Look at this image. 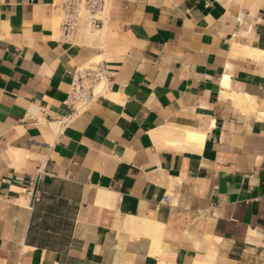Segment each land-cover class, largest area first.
<instances>
[{
	"label": "crops",
	"instance_id": "obj_1",
	"mask_svg": "<svg viewBox=\"0 0 264 264\" xmlns=\"http://www.w3.org/2000/svg\"><path fill=\"white\" fill-rule=\"evenodd\" d=\"M60 4L0 0V264H264V0H112L90 38Z\"/></svg>",
	"mask_w": 264,
	"mask_h": 264
},
{
	"label": "built area",
	"instance_id": "obj_2",
	"mask_svg": "<svg viewBox=\"0 0 264 264\" xmlns=\"http://www.w3.org/2000/svg\"><path fill=\"white\" fill-rule=\"evenodd\" d=\"M112 0H61L60 32L63 37H71L80 27L81 21L90 31H97L108 20L109 7ZM104 62L85 66L76 70L70 85V92L65 104L71 114L58 122L64 125L73 115L87 110L99 96L98 86L101 81L109 80ZM45 174V173H44Z\"/></svg>",
	"mask_w": 264,
	"mask_h": 264
},
{
	"label": "rangeland",
	"instance_id": "obj_3",
	"mask_svg": "<svg viewBox=\"0 0 264 264\" xmlns=\"http://www.w3.org/2000/svg\"><path fill=\"white\" fill-rule=\"evenodd\" d=\"M80 32H82L87 38L91 37L90 36L91 31L86 28L84 21H81V23H80ZM95 34H97V33H95ZM235 100H237V99L235 98Z\"/></svg>",
	"mask_w": 264,
	"mask_h": 264
},
{
	"label": "bare ground",
	"instance_id": "obj_4",
	"mask_svg": "<svg viewBox=\"0 0 264 264\" xmlns=\"http://www.w3.org/2000/svg\"><path fill=\"white\" fill-rule=\"evenodd\" d=\"M236 98V97H235ZM237 100H240L239 98H236ZM53 131H56L58 126L56 124L51 125Z\"/></svg>",
	"mask_w": 264,
	"mask_h": 264
}]
</instances>
